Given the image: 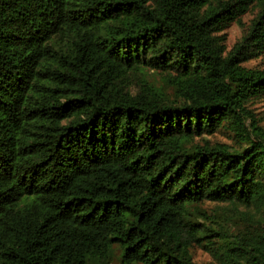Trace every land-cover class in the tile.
<instances>
[{
	"label": "trees",
	"instance_id": "obj_1",
	"mask_svg": "<svg viewBox=\"0 0 264 264\" xmlns=\"http://www.w3.org/2000/svg\"><path fill=\"white\" fill-rule=\"evenodd\" d=\"M262 54L264 0H0V264H264Z\"/></svg>",
	"mask_w": 264,
	"mask_h": 264
},
{
	"label": "rangeland",
	"instance_id": "obj_2",
	"mask_svg": "<svg viewBox=\"0 0 264 264\" xmlns=\"http://www.w3.org/2000/svg\"><path fill=\"white\" fill-rule=\"evenodd\" d=\"M258 11V6L253 5L250 10L241 17L240 23H233L226 30L228 49H231L234 44L239 41L242 36L248 31L249 27L251 26V21L257 15ZM245 66L250 68H264V54L247 61L245 63ZM160 76V74L151 70H147L143 74V77L154 83L160 82ZM138 79L139 78L137 77H132L131 81L134 82L135 85ZM247 110L251 114L250 120H248L247 124H252L251 118H253L254 123L258 125L264 132V96L250 100L247 104ZM204 139L211 141V143L228 144L232 148H237L239 146L237 138H235V136L231 132L227 131V129H221L213 135L205 134L202 137H196L195 141L203 143ZM226 206L227 205L224 203H215L209 201H206L202 204L203 209L206 210L209 214L220 213L221 209ZM240 209H243V207H241ZM241 223L243 222L239 220L233 223L232 227L240 228ZM193 260L196 264H217L211 254L201 247L194 248ZM114 264L119 263L115 262Z\"/></svg>",
	"mask_w": 264,
	"mask_h": 264
}]
</instances>
